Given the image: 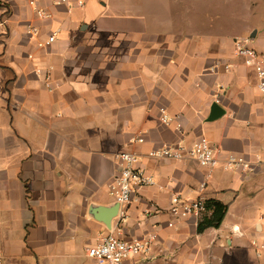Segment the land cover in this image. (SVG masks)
I'll use <instances>...</instances> for the list:
<instances>
[{
    "label": "crops",
    "instance_id": "0c3cea01",
    "mask_svg": "<svg viewBox=\"0 0 264 264\" xmlns=\"http://www.w3.org/2000/svg\"><path fill=\"white\" fill-rule=\"evenodd\" d=\"M230 1L0 0L1 264H96L85 250L116 219L107 228L91 207L113 205L115 155L128 149L152 184L135 190L121 233L156 239L123 264H264L250 243L264 240V211L234 212L241 182L264 178V96L233 48L249 37L264 51V27L236 34ZM201 136L218 149L210 170L147 155ZM228 154L252 171L225 169ZM174 193L227 204L220 226L172 217Z\"/></svg>",
    "mask_w": 264,
    "mask_h": 264
},
{
    "label": "built area",
    "instance_id": "2783aa9c",
    "mask_svg": "<svg viewBox=\"0 0 264 264\" xmlns=\"http://www.w3.org/2000/svg\"><path fill=\"white\" fill-rule=\"evenodd\" d=\"M65 1V0H61ZM79 6L82 5L78 1ZM34 30V29H32ZM56 33H52L46 40V44L54 41ZM235 56L241 58L246 66L253 67L257 77L256 88L261 96H264V51H260L251 45V39L237 38L233 40ZM226 68L228 66H225ZM170 118L164 111H161L160 121L168 125ZM178 131L180 124L176 125ZM144 142L141 132L136 133L130 139V144L136 145ZM147 155L152 158L172 159V160H193L200 166L211 169L218 163V149L204 136L199 137L190 145L177 143H164L160 147L150 150ZM115 159L119 164V170L113 180L108 184V193L119 204L118 213L115 216V225L97 244L89 246L85 250L87 257L95 260L96 264H123L125 260L146 255L150 252L151 246L156 239L155 233H148L140 238H124L122 236V222L126 218V208L134 200V192L137 188L152 184L151 177L146 175L137 166L138 153L128 149L118 152ZM224 167L227 170L239 172L245 175L252 171V165L241 156L228 154L225 158ZM207 185L206 181L200 183L203 190ZM205 198L182 197L179 193L171 195L167 211L175 219L199 218L206 210ZM168 226H173V222H168ZM251 246L256 257H264V240L253 239ZM1 264V254H0Z\"/></svg>",
    "mask_w": 264,
    "mask_h": 264
},
{
    "label": "rangeland",
    "instance_id": "374dc122",
    "mask_svg": "<svg viewBox=\"0 0 264 264\" xmlns=\"http://www.w3.org/2000/svg\"><path fill=\"white\" fill-rule=\"evenodd\" d=\"M234 10V30L235 33L247 34L250 27H264V0H253L255 6L250 8L252 3L248 0L230 1ZM259 182H241L242 192L238 199V205L234 212L241 215L245 220H250L254 216L257 206L264 211V178L260 176ZM244 183V184H243ZM241 194V195H240ZM240 202V203H239ZM239 204H241L239 206ZM264 213V212H262Z\"/></svg>",
    "mask_w": 264,
    "mask_h": 264
},
{
    "label": "trees",
    "instance_id": "16d2710c",
    "mask_svg": "<svg viewBox=\"0 0 264 264\" xmlns=\"http://www.w3.org/2000/svg\"><path fill=\"white\" fill-rule=\"evenodd\" d=\"M205 211L197 221L196 231L203 232L207 228H218L222 223L228 205L215 198H205Z\"/></svg>",
    "mask_w": 264,
    "mask_h": 264
},
{
    "label": "water",
    "instance_id": "95a60500",
    "mask_svg": "<svg viewBox=\"0 0 264 264\" xmlns=\"http://www.w3.org/2000/svg\"><path fill=\"white\" fill-rule=\"evenodd\" d=\"M255 35V32L253 31L251 33V36L253 37ZM219 106L217 104H213L211 107V118H214L215 116H213L215 112H217L219 110ZM94 208V209H93ZM91 209H93L96 212L97 215L99 216H94L97 220L102 221L105 226L107 228L111 227V220L117 215L118 213V209H119V204L118 202L114 201L113 205L108 206V207H91Z\"/></svg>",
    "mask_w": 264,
    "mask_h": 264
}]
</instances>
